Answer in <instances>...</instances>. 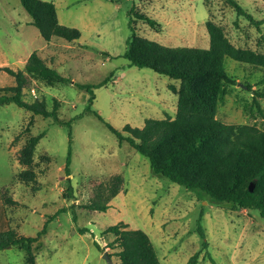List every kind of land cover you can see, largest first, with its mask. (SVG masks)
Wrapping results in <instances>:
<instances>
[{"label": "rangeland", "instance_id": "rangeland-1", "mask_svg": "<svg viewBox=\"0 0 264 264\" xmlns=\"http://www.w3.org/2000/svg\"><path fill=\"white\" fill-rule=\"evenodd\" d=\"M50 1L59 23L80 31L77 40L53 37L45 41L20 0H0V68L22 69L36 50L48 66L67 78L46 82L27 76L22 89V99H43L61 122L54 116L32 115L13 102L0 104V193L17 201L3 205L11 227L32 236L43 226L45 216L56 212L47 226L59 216L60 225L50 224L54 228H87L90 237L83 241L69 238L79 243V251L72 256L78 258L74 264H107L104 251L111 254L113 264H119L116 249L106 246L113 236L102 235L108 225L119 221L148 234L160 264H187L196 251V264H212L207 252L215 264H264V217L257 210H231L154 174L147 158L126 141L119 143L105 124L118 130L125 124L140 128L146 118L175 116L177 95L169 85L179 81L150 68L129 66L122 55L131 35L166 46L206 48L205 21L211 20L234 46L263 52L264 0H237L261 22L258 26L237 16L224 0ZM134 12L145 13L158 24L151 27L136 19ZM224 68L237 83L222 85L215 117L222 123L253 125L264 131V95L255 96L257 103L253 99V92L264 90V67L226 57ZM11 84L14 78L0 69V86ZM79 84L92 85L90 104V92ZM31 88L36 96L31 95ZM88 106L102 119L88 111ZM41 132L44 135L35 146L31 165L19 164L20 148ZM68 157L69 174L64 170ZM24 168L34 172V182L17 178ZM115 174H122L124 181L119 194L108 201L109 207L105 211L85 208L91 202L105 201L108 181ZM201 211L206 248L196 231ZM14 250L9 259L23 264V251ZM48 250L49 244L36 248L37 264H59L65 259L62 250L47 258ZM85 254L89 257L81 262Z\"/></svg>", "mask_w": 264, "mask_h": 264}, {"label": "trees", "instance_id": "trees-1", "mask_svg": "<svg viewBox=\"0 0 264 264\" xmlns=\"http://www.w3.org/2000/svg\"><path fill=\"white\" fill-rule=\"evenodd\" d=\"M224 1L234 9L237 16H244L256 26L261 23L246 12L237 0ZM20 3L29 14L30 23L38 29L45 41L59 37L70 42L80 37L77 28L59 23L52 1L20 0ZM128 13L130 15V10ZM133 15L151 27L158 24L145 13L134 12ZM205 27L209 38L206 48L166 46L136 34L131 35L122 55L129 66L150 68L179 81L177 87L169 85V89L177 95L175 116L171 118L166 114L161 119L146 118L140 128L125 124L118 130L108 122L105 124L117 136L119 143L126 141L147 158L154 174L166 177L199 196H207L217 205H228L231 210L255 209L264 217V131L253 125L222 123L215 117L217 96L222 85L237 83L225 71V58L264 67V51L234 46L225 36L222 27L211 20L205 21ZM0 69L14 78V84L0 86V104L13 102L32 115L54 116L61 122L53 109L48 110L43 99L32 102L22 99L27 76L46 82L67 80L57 69L48 66L36 50L29 54L22 69L14 70L7 66ZM104 83L103 81L98 85ZM79 86L90 92V104L94 98L92 85ZM253 95V99L255 96H262L264 90L253 92ZM87 110L102 119L89 106ZM43 135L44 132L31 136L23 144L18 153L19 164L31 165L35 146ZM68 162L69 157L64 168L67 174ZM17 178L24 182L35 181L34 172L30 168L21 170ZM123 181L122 174L113 175L107 184L108 195L105 201L91 202L84 207L105 211L109 207L108 201L121 191ZM251 182L253 189L249 191ZM0 199L3 205L17 204L16 200L4 192L0 193ZM202 214L201 211L196 231L202 239V248H206L205 233L199 223ZM55 215L56 212L46 215L43 226L34 236L18 235L13 228L0 231V249L18 246L26 252V264H35L33 243L46 231L47 222ZM72 218L75 219L73 212ZM77 231L84 233L88 230L81 227ZM108 234L113 239L107 240L106 246L116 249L114 256L119 264H160L148 234L142 229L129 228L126 223L119 221L102 231V235ZM93 243L100 249L95 240ZM108 255L111 256L110 253ZM198 255L199 251L190 255L187 264H196ZM207 255L212 264H215L208 252Z\"/></svg>", "mask_w": 264, "mask_h": 264}, {"label": "crops", "instance_id": "crops-1", "mask_svg": "<svg viewBox=\"0 0 264 264\" xmlns=\"http://www.w3.org/2000/svg\"><path fill=\"white\" fill-rule=\"evenodd\" d=\"M56 69V68H55ZM175 85V84H174ZM176 87L178 85H175ZM119 194V193H118ZM1 202V199H0ZM112 202V201H111ZM109 202V203H111ZM0 209L2 210V212H0V231L6 230L8 228H12L10 225V220L7 216V214L3 211V204L1 202L0 204ZM57 223V225H60V217L56 216L54 218V221L51 222L52 223ZM48 225L46 227V231L38 238V240H36L33 243V251L35 253V264H37L36 261V255H37V251L36 248H38L40 245H51V250H48L47 254L45 255L47 258H50L51 253L53 251L55 252H61V250L63 252V256L65 257L64 260H60L59 264H74L73 261H77L78 258H73L72 256L77 254V251H79V246H78V241H83V239L90 237V234L88 233V231L84 232V233H79L76 229L75 226L71 225V228L68 230H62L59 226L57 228H54L53 225ZM15 230V229H14ZM16 233L18 235H23L26 236L24 234L19 233V231H16ZM34 236V235H32ZM70 237H77V240H70ZM90 242H93V238H90L89 240ZM14 248L23 251L22 257H23V264H26V252L18 247V246H11V247H7L4 249H0V255H3V259H0V264H16L15 261H12L11 259H9L12 251H15ZM9 252V253H8ZM8 253V254H6ZM89 254H85L83 256V258L81 259V262H86L87 258ZM62 257V256H61ZM101 257V252L98 254V258ZM112 261V260H111Z\"/></svg>", "mask_w": 264, "mask_h": 264}, {"label": "water", "instance_id": "water-1", "mask_svg": "<svg viewBox=\"0 0 264 264\" xmlns=\"http://www.w3.org/2000/svg\"><path fill=\"white\" fill-rule=\"evenodd\" d=\"M248 189H249V191H252V189H253V182H251V183L249 184ZM102 258L105 259V261H106L107 264H113L112 261H111L110 256L108 255V253H107L106 251L103 252V254H102Z\"/></svg>", "mask_w": 264, "mask_h": 264}, {"label": "built area", "instance_id": "built-area-1", "mask_svg": "<svg viewBox=\"0 0 264 264\" xmlns=\"http://www.w3.org/2000/svg\"><path fill=\"white\" fill-rule=\"evenodd\" d=\"M30 93L32 96H36V93H35V89L34 88H31L30 89ZM61 189H63L62 187H60Z\"/></svg>", "mask_w": 264, "mask_h": 264}]
</instances>
